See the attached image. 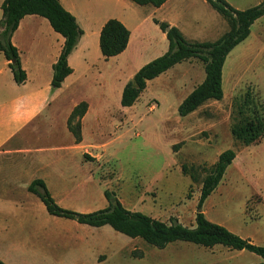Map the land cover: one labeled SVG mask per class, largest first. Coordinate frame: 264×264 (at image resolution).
I'll return each mask as SVG.
<instances>
[{
	"label": "rangeland",
	"instance_id": "rangeland-1",
	"mask_svg": "<svg viewBox=\"0 0 264 264\" xmlns=\"http://www.w3.org/2000/svg\"><path fill=\"white\" fill-rule=\"evenodd\" d=\"M84 1L81 0L82 4ZM224 1L233 8L246 9L263 0ZM102 13L125 16L132 30L130 47L137 51L139 35H143L150 45L148 57L161 55L168 46L154 18L175 25L188 41H214L228 29L226 20L206 0H170L160 9L131 0L118 3L109 0ZM148 15L151 16L137 29V20ZM37 29L23 25L16 35L23 38L48 34L43 27ZM4 60L0 52V65ZM141 61L132 57L126 60L124 76ZM203 77V63L197 57L190 62L185 60L166 75L151 79L135 104L123 113L120 100L110 91L106 109L115 113L116 118L126 114L133 124L122 128V122L116 119L98 135L88 130V143L94 154L50 151L54 143L67 145L68 140L62 136L54 138L56 135L41 137L38 147L49 151L38 156L53 161L76 181L62 188L70 193L63 196L64 201L59 205L78 212L83 208H87L85 212L93 211L107 206L103 192L108 189L127 209L194 227L202 180L219 153L233 149L235 158L203 201L201 211L208 220L256 245H264V132L249 145L236 140L231 133L232 125L243 119L264 120V14L250 25L249 35L225 59L223 97L209 99L194 111L180 115L179 104ZM88 126L92 129L94 124L90 122ZM24 157L19 155V159ZM183 165L186 173L181 171ZM48 181L55 187L58 178L53 173ZM56 220L60 229L54 234L48 226L33 235L34 238L25 233L11 235L13 246L23 247L7 252L10 263L255 264L262 261L251 251L230 249L222 244L205 247L175 240L157 247L141 237L132 238L114 231L109 225L82 226L63 217ZM68 220L70 225L65 224ZM104 255L106 258L100 259Z\"/></svg>",
	"mask_w": 264,
	"mask_h": 264
},
{
	"label": "crops",
	"instance_id": "crops-1",
	"mask_svg": "<svg viewBox=\"0 0 264 264\" xmlns=\"http://www.w3.org/2000/svg\"><path fill=\"white\" fill-rule=\"evenodd\" d=\"M2 1L0 0V5ZM59 1L66 10L75 15L77 23L83 30L77 44L68 56V64L72 68V72L64 78L61 85L52 87L51 75L52 65L61 51L64 38L52 29L44 16L25 15L20 19L11 36V42L19 52L21 67L26 73L25 81L20 84L14 81L5 58L3 64L0 65V260L6 264H12V261L10 263L6 257L7 252H11L17 246H20L18 248L23 247L22 244L13 246L11 235L25 233L33 236L48 226L51 227L52 234L55 233V230L60 229V222L56 220L58 216L47 212L41 199L28 190L29 184L34 179H42L53 199L60 204L64 201L63 196L70 193V190L62 188L76 182L72 181L70 175H67L53 161H45L44 157L38 156L42 152L49 151L40 149L37 145L38 141L41 137L56 135L54 138H59L62 136L68 140V144L54 143V146L50 147V151L73 150L79 154L89 153L91 155L93 152L90 150L91 144L88 143V130H92L98 135L99 131L103 133L116 119L122 122V128L133 124L132 119L126 117V114L116 118L115 113L106 109L109 92L116 94L120 100L125 83L132 78L134 73L148 61L160 56L158 54L152 57L147 56L151 51L149 41L141 34L136 44L140 45L137 47V51L130 47L132 30L127 23V18L122 15L109 16L102 13V9L106 7L109 0H85L84 4L81 0ZM112 1L118 3L120 0ZM169 1L166 0L156 9L162 8ZM82 6L85 9L84 12ZM1 13L0 8V17ZM149 16L151 15L143 16L137 20V29ZM109 18L121 21L129 30V38L127 46L122 52L105 58L99 48V33ZM167 23L172 25L169 21ZM23 25H28L30 29L35 30L43 27L48 34L45 36L31 34L28 37L20 38L16 34ZM162 51L163 49L160 52ZM130 57L143 61L137 63L125 77V62ZM190 60L187 61L190 62ZM178 64L173 65L160 75H166ZM150 81H147L143 91L146 90ZM81 102L87 104V109L79 119L81 137L80 141H76L67 121L73 107ZM134 104L127 107L121 106L122 113ZM90 122L94 124L92 129L88 126ZM32 140L35 141L32 142ZM19 155L25 156L24 159H19ZM30 155H32L30 159H27ZM95 156L100 157L96 154ZM53 173L58 178L55 187L51 186L48 181ZM80 211L85 212L87 208ZM70 221H66L65 224L70 225ZM47 230L49 231V229ZM101 258L105 259L106 255Z\"/></svg>",
	"mask_w": 264,
	"mask_h": 264
},
{
	"label": "trees",
	"instance_id": "trees-1",
	"mask_svg": "<svg viewBox=\"0 0 264 264\" xmlns=\"http://www.w3.org/2000/svg\"><path fill=\"white\" fill-rule=\"evenodd\" d=\"M139 5L151 4L159 7L166 0H131ZM227 22L228 29L214 41H188L181 31L167 21L153 19L168 41L167 50L160 56L142 65L127 81L122 89L120 104L131 106L138 99L151 80L173 65L192 58L203 63L204 77L181 101L178 113L186 115L209 99L220 100L223 97L222 69L228 53L250 33V25L264 14V0L246 9H236L224 0H206ZM0 17V52L8 62L13 79L20 84L25 81L26 73L21 67L18 49L11 42L13 31L20 19L27 14L44 16L52 29L63 38L61 51L52 65L51 85L59 87L64 78L72 72L68 64V56L77 44L83 30L76 21L75 15L66 10L59 0H3ZM128 28L118 19L109 18L99 33V48L105 58L117 55L127 46ZM87 104L81 102L73 107L68 117V127L73 138L80 141V117L85 113ZM264 132L263 118L243 119L231 127L233 137L249 145L261 138ZM233 149H225L219 153L217 160L202 180L197 201L194 227H186L176 220L170 223L152 218L139 211L125 208L114 192L105 189L103 194L107 206L89 211L78 212L60 206L52 197L42 179H34L28 190L36 194L44 203L49 214L73 219L78 223L94 227L109 225L129 237H141L157 247H164L175 240L189 241L205 247L222 244L230 249H245L259 255L264 264V245H256L249 239L242 238L224 226L208 220L201 211L205 198L214 190L222 178L227 166L235 158ZM187 168L182 166L186 173ZM190 174V173H189ZM193 179V175L190 174ZM0 264H5L0 260ZM254 264V263H252Z\"/></svg>",
	"mask_w": 264,
	"mask_h": 264
}]
</instances>
